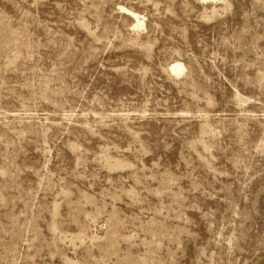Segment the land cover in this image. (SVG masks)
I'll list each match as a JSON object with an SVG mask.
<instances>
[{"label": "rangeland", "instance_id": "obj_1", "mask_svg": "<svg viewBox=\"0 0 264 264\" xmlns=\"http://www.w3.org/2000/svg\"><path fill=\"white\" fill-rule=\"evenodd\" d=\"M0 264H264V0H0Z\"/></svg>", "mask_w": 264, "mask_h": 264}, {"label": "bare ground", "instance_id": "obj_2", "mask_svg": "<svg viewBox=\"0 0 264 264\" xmlns=\"http://www.w3.org/2000/svg\"><path fill=\"white\" fill-rule=\"evenodd\" d=\"M121 11L127 15H129L132 19H134L137 23V25L135 26V28L142 26V21L141 18H138L137 14H134L131 11H128L127 9H121ZM170 72L175 75V76H181L184 73L185 70V66H183L181 63L179 62H175L172 65H170Z\"/></svg>", "mask_w": 264, "mask_h": 264}]
</instances>
